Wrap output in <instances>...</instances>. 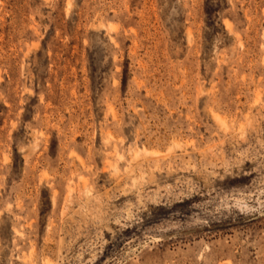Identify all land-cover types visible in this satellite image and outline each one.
<instances>
[{
  "label": "rangeland",
  "instance_id": "1",
  "mask_svg": "<svg viewBox=\"0 0 264 264\" xmlns=\"http://www.w3.org/2000/svg\"><path fill=\"white\" fill-rule=\"evenodd\" d=\"M0 264H264V0H0Z\"/></svg>",
  "mask_w": 264,
  "mask_h": 264
}]
</instances>
